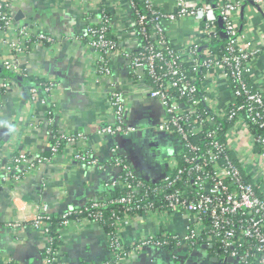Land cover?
<instances>
[{
  "label": "built area",
  "instance_id": "2783aa9c",
  "mask_svg": "<svg viewBox=\"0 0 264 264\" xmlns=\"http://www.w3.org/2000/svg\"><path fill=\"white\" fill-rule=\"evenodd\" d=\"M13 1L0 0V64L27 77L30 70L25 57L30 50L39 44L54 45L63 37L19 24L12 12ZM245 2L261 6L264 0H215L213 3L176 0L170 10L157 6L154 0H128L135 32L141 39L135 48H126L123 42L110 36L111 16L107 8H98L97 22L89 21L92 16H86L84 32L89 36V46L95 50V75L111 78L110 62L115 56L129 61L134 80L143 84L145 93L163 108L158 128L177 147V151L165 159L173 166L161 181L168 188L181 180L187 184L184 189L166 194V210L153 209L151 204L143 208L136 206L138 210L143 209V214L173 211L187 217L183 234L170 233L177 240L176 249H168L167 241L160 240L157 234L125 244L119 236V227L131 214L124 213L116 216V234L108 235L111 257L102 264H110L114 259L115 264H123L132 251L145 246L165 248L174 263L183 264L180 250L187 246L192 252L201 242H204L202 246L216 243L223 250L224 256H214L219 258L218 264H264V88L254 80L253 68L263 47L240 30L237 14ZM184 18L196 21L197 33L178 48L166 25ZM219 25L223 28L225 42L217 31ZM219 42L224 45L213 47ZM12 84L9 79L0 77V97ZM56 88L57 82L52 78L37 81L30 92L34 100L50 109ZM41 89L46 97L39 96ZM112 89L109 96L112 122L101 127L100 132L124 136L135 128L128 123L123 92L116 87ZM255 127L262 132L254 133ZM86 139L82 131L62 133L51 143L48 157L30 152L16 154L6 165L4 180L20 179L24 172L51 161L61 151L62 142L74 145ZM112 153L113 162L108 166L89 152L76 151L74 157L102 171L126 170L128 177L139 176L133 170L129 155L120 154L116 145ZM182 155L187 165H183ZM112 186L118 188L124 183L114 181ZM128 187L129 195L118 196L116 201L134 202L140 189L130 184ZM95 200L86 211L103 206L108 197ZM45 210L46 207L33 218L32 225L47 235L52 216ZM100 213L90 212L95 216L92 221L97 222ZM69 215L70 211L64 213L65 218ZM52 241L53 238L43 250L44 264H59V251ZM127 247L134 249L128 251Z\"/></svg>",
  "mask_w": 264,
  "mask_h": 264
},
{
  "label": "crops",
  "instance_id": "0c3cea01",
  "mask_svg": "<svg viewBox=\"0 0 264 264\" xmlns=\"http://www.w3.org/2000/svg\"><path fill=\"white\" fill-rule=\"evenodd\" d=\"M83 1H13L12 12L19 24L45 29L63 38L54 45H36L25 57L31 77L56 80L53 108L33 99L32 85L13 82L7 93L0 97V264H44L43 250L52 237L32 225L33 218L43 208H47L45 212L49 215L58 217L105 197L108 188L104 182L115 176L117 170L102 171L78 161L74 157L76 151L85 150L107 162L113 158L112 148L116 145L120 154L129 155L139 176L154 181L163 179L173 166L165 159L177 151V147L158 128L164 114L162 106L145 93L143 84H137L130 72L129 61L119 56L111 59V78L96 76L93 68L95 50L82 36L86 16H92L89 21L97 22L98 8L103 6L110 9L112 34L123 42L122 46L137 47L141 39L135 32L128 0ZM154 2L165 10L176 4V0ZM237 19L240 30L263 47L253 68L254 80L264 88V2L261 6L245 2ZM166 26L178 48L197 33L196 21L192 18ZM115 87L123 92L128 123L135 128L124 136L100 132L101 127L112 122L109 96ZM79 131L86 134L85 141L68 145L51 161L24 172L20 179L4 180L6 165L14 155L30 152L48 157L54 132L71 134ZM18 222L21 224L14 227ZM187 223V217L178 212L131 214L126 221H121L119 236L125 244L131 245L159 232L183 234ZM57 238L60 239L59 264H102L111 257L107 233L90 219L61 221ZM180 257L183 264H218L205 246H198L192 252L186 246L180 250ZM178 263L171 260L167 249L155 246L134 250L123 262Z\"/></svg>",
  "mask_w": 264,
  "mask_h": 264
},
{
  "label": "trees",
  "instance_id": "16d2710c",
  "mask_svg": "<svg viewBox=\"0 0 264 264\" xmlns=\"http://www.w3.org/2000/svg\"><path fill=\"white\" fill-rule=\"evenodd\" d=\"M208 2H215V0H207ZM107 12L110 13V11L108 10ZM92 15V14H89ZM98 25V24H95ZM218 33L220 35L224 36V31L223 28L219 25L218 27ZM111 37H115L111 33H109ZM82 36L84 37L83 39H86V41L89 40V36L86 32L83 31ZM116 38V37H115ZM225 42V36L223 38V40ZM224 45V43L219 42V44L214 45L213 47H222ZM219 49V48H218ZM0 77L2 79H9V81H11L12 83L16 82V83H22V84H27V85H35L37 83V81L41 80L43 81V79H34V77L31 76H25V75H20L17 73H14L11 70L6 69L2 64H0ZM148 82L152 83V80L148 78ZM253 81H250V84H252ZM31 86V87H32ZM39 96L41 97H46L47 95L45 94L44 90H40L39 91ZM254 133L258 134L261 133L262 131L258 128H254L253 129ZM59 133L56 134V132L53 133V138L51 140V143H54V140H56L59 137ZM68 145L64 142L61 143L60 147H61V151L67 147ZM82 150V148L80 149ZM82 152H87V151H83ZM173 155V154H171ZM181 159L183 161V165H187L186 161H184V155L181 156ZM113 162V158L110 161H103V163L110 165ZM134 170V167H133ZM117 174L115 176H110V178H108V180H105V185H106V191L104 192L105 197H108L107 201H103V202H107L105 203L103 206L101 207H91L88 211L85 210V208L90 205L92 202L96 201L95 199L92 201L87 202L83 207H81L80 209H74L71 212V215H69L67 218L64 217V213H62L60 216L56 217V216H52L51 220H50V229L49 232L47 233L48 236L53 238V246L58 250V247L60 245V239L57 238V232L59 230L60 227V222L64 221V220H75V221H80L84 218H89L91 220H95V216L90 215L91 213L97 214V212H101V216L98 218L97 220V224H100L102 226V228L105 230V232L107 233V236H112L116 234L117 228L115 225V220H116V216H122L124 213H130V214H143V207L145 205H152L153 209L156 210H163V209H167L165 207H168V201L165 198L167 193H171L173 192L175 189L181 188L184 189L185 187H187V184L181 180L177 183V185H174L173 187H166L165 183L161 180L159 181H154L151 180L149 178L146 177H141L138 176L137 178H132V177H128V172L126 170L123 171H116ZM128 174V175H127ZM250 179V178H249ZM114 181H120L122 183H124V186L122 187H118L115 188L112 186ZM132 185L134 187H137L138 189H140V193H138V196L136 198H134V202L130 203V204H125V203H120L118 201H116L115 199L118 198V196H126L129 195L130 192V188L128 187V185ZM188 187H192V185H188ZM140 206L142 208H139V210L136 208V206ZM136 208V209H135ZM173 212V211H172ZM66 213V212H65ZM59 226V227H58ZM157 236L160 240L162 241H167V248L168 249H176L177 247V240L172 237V235H170V233L168 232H159L157 233ZM204 242L200 243V246H202ZM128 251L133 250V247H127ZM207 250L209 251L210 255L212 257L214 256H224L223 254V250L219 249V245L218 244H214L212 246L206 247ZM220 255V256H219ZM215 258V257H214ZM216 259V258H215ZM217 262L219 263L220 260L219 258L216 259ZM115 259L111 260L110 264H115Z\"/></svg>",
  "mask_w": 264,
  "mask_h": 264
},
{
  "label": "water",
  "instance_id": "95a60500",
  "mask_svg": "<svg viewBox=\"0 0 264 264\" xmlns=\"http://www.w3.org/2000/svg\"><path fill=\"white\" fill-rule=\"evenodd\" d=\"M20 14H21V13H20ZM20 14L18 15V18H19V16H20ZM18 18H17V19H18ZM203 246H205V247H209V245H203Z\"/></svg>",
  "mask_w": 264,
  "mask_h": 264
}]
</instances>
